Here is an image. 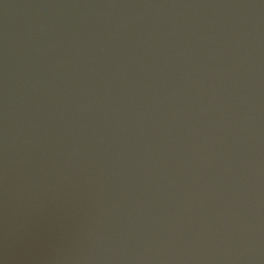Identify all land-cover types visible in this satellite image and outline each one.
Segmentation results:
<instances>
[{
    "label": "water",
    "instance_id": "95a60500",
    "mask_svg": "<svg viewBox=\"0 0 264 264\" xmlns=\"http://www.w3.org/2000/svg\"><path fill=\"white\" fill-rule=\"evenodd\" d=\"M0 264H264V0H0Z\"/></svg>",
    "mask_w": 264,
    "mask_h": 264
}]
</instances>
